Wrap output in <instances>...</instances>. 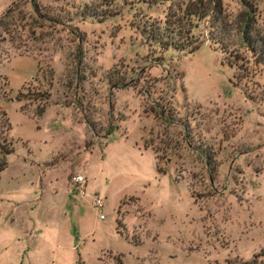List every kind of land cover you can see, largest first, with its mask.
<instances>
[{
	"label": "rangeland",
	"instance_id": "374dc122",
	"mask_svg": "<svg viewBox=\"0 0 264 264\" xmlns=\"http://www.w3.org/2000/svg\"><path fill=\"white\" fill-rule=\"evenodd\" d=\"M186 1L0 0V264H264V64L240 0L148 42Z\"/></svg>",
	"mask_w": 264,
	"mask_h": 264
},
{
	"label": "trees",
	"instance_id": "16d2710c",
	"mask_svg": "<svg viewBox=\"0 0 264 264\" xmlns=\"http://www.w3.org/2000/svg\"><path fill=\"white\" fill-rule=\"evenodd\" d=\"M101 3L110 4L114 0H99ZM148 4H161L163 2H168L171 0H148ZM244 6L242 12L237 16V24L238 26H242V41L247 44L249 49L255 55L256 63L264 64V40L257 39L255 25L257 19V7L254 3V0H240ZM32 6L35 7V4L32 3ZM9 13V12H8ZM8 13L6 15H8ZM224 7L222 4V0H187L183 4V8H179L177 14L171 13L168 10L165 18V25H173L178 28V33H182V26L185 24L188 26L186 31L184 30V34L179 35L178 38L174 36V34L170 31L168 34L165 32H160L159 29L156 28L154 30H144L143 35H146V40L150 43H156L161 48L167 50L169 48H175L176 50H185L189 47V27L193 26V21H201L205 19L213 18L214 21H218L219 19L225 18L224 16ZM0 23H2V19H0ZM184 23V24H183ZM165 26V27H166ZM256 35H253V33ZM258 43L261 44L260 48H258ZM199 45L194 47H190L188 52H194L198 49ZM3 116L2 126L4 128L5 134L9 132L10 125L6 118L5 113L1 114ZM12 141L8 143H4L0 145V173L6 168L7 162L6 158L8 155L14 152ZM159 172H162L159 168H157ZM118 223V221H117ZM261 257H264V252ZM240 264H257L256 260L253 259L250 262H243Z\"/></svg>",
	"mask_w": 264,
	"mask_h": 264
},
{
	"label": "built area",
	"instance_id": "2783aa9c",
	"mask_svg": "<svg viewBox=\"0 0 264 264\" xmlns=\"http://www.w3.org/2000/svg\"><path fill=\"white\" fill-rule=\"evenodd\" d=\"M86 180L83 175H76L72 178V185L76 191V194H80L82 196L85 195V185ZM93 207L98 211L100 219H103L104 216L102 214V209H103V201L102 199L97 195H93Z\"/></svg>",
	"mask_w": 264,
	"mask_h": 264
}]
</instances>
